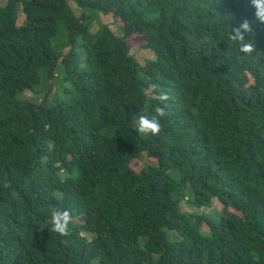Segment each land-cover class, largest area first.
<instances>
[{
  "label": "trees",
  "instance_id": "obj_1",
  "mask_svg": "<svg viewBox=\"0 0 264 264\" xmlns=\"http://www.w3.org/2000/svg\"><path fill=\"white\" fill-rule=\"evenodd\" d=\"M71 1L123 37L93 33ZM245 21L246 56L230 39ZM133 36L155 61L141 66ZM141 116L159 132L136 133ZM144 156L156 164L137 172ZM56 208L66 235L48 230ZM0 264H264V23L252 0H0Z\"/></svg>",
  "mask_w": 264,
  "mask_h": 264
},
{
  "label": "rangeland",
  "instance_id": "obj_2",
  "mask_svg": "<svg viewBox=\"0 0 264 264\" xmlns=\"http://www.w3.org/2000/svg\"><path fill=\"white\" fill-rule=\"evenodd\" d=\"M5 4V3H3ZM70 6L73 9V11L75 12V14L79 17H82L83 15H86L88 18L91 19L92 22H94L93 28H92V32L93 33H97L101 27V25H107L110 27V29L113 31V33L121 38L123 37L124 33L122 31L121 25L118 24L112 17H107L104 15H100L97 13H94L92 11H83L82 9H80L79 7H77V5L74 2H70ZM19 24L21 26H25L27 24V20L26 18L23 16L22 13L19 14ZM66 32V28H62L59 37L54 41L53 43V47L55 48V51L58 54H63L65 52L68 51V48H66V44L67 41L64 37V33ZM127 42L129 43V45L132 48V55H134V57L138 60V62L141 64V66H145L149 61H155L156 57L154 55L153 52H151L150 50H146L145 49V45H146V40L144 37L141 36H133L132 38L127 39ZM45 79V74H43V79ZM144 79V78H143ZM44 86L47 87H53L54 86V82L52 81H48L47 79L44 80L43 82ZM55 88V87H54ZM70 88V87H69ZM56 89V88H55ZM62 90H64L65 88H60ZM57 90V89H56ZM47 96V94H33L30 92H27L25 94V96L32 98L34 101L36 102H42L45 98V96ZM54 96V93H51L48 95L49 97V101L52 100ZM57 96H71L70 94H66V93H61L59 91ZM156 162L155 160L151 159L148 156H144L142 158V160H136L132 162V167L134 168V170H136L137 172H141L143 170V168L145 167H149V166H155ZM191 199L192 193H189L188 195ZM183 208L186 212H195L196 210L187 207L185 205H183ZM220 206L218 203H215L214 205V209H219Z\"/></svg>",
  "mask_w": 264,
  "mask_h": 264
},
{
  "label": "clouds",
  "instance_id": "obj_3",
  "mask_svg": "<svg viewBox=\"0 0 264 264\" xmlns=\"http://www.w3.org/2000/svg\"><path fill=\"white\" fill-rule=\"evenodd\" d=\"M253 6L256 8V19L264 23V0H252ZM250 25L247 21L241 23L239 27L232 30L230 39L239 45V51L243 54L248 55L253 52L251 43H246V33L250 32ZM166 96L161 95V100H165ZM158 115H163L161 109H157ZM136 133L138 134H151L155 135L160 130V123L156 116L151 119L141 116L139 117L138 123L134 126ZM52 223L49 231L56 232L60 235H66L69 230L70 216L67 210H61L59 208L52 210Z\"/></svg>",
  "mask_w": 264,
  "mask_h": 264
}]
</instances>
